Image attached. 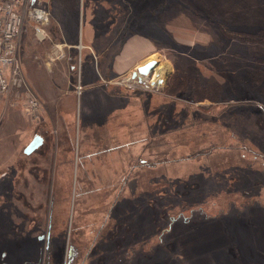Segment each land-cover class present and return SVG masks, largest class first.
I'll return each instance as SVG.
<instances>
[{
  "label": "rangeland",
  "instance_id": "374dc122",
  "mask_svg": "<svg viewBox=\"0 0 264 264\" xmlns=\"http://www.w3.org/2000/svg\"><path fill=\"white\" fill-rule=\"evenodd\" d=\"M42 4L50 38L27 24L20 49L41 118L24 89L0 96V264H236L239 231L264 264V54L249 47L264 43L235 34L261 30L206 0ZM128 44L155 50L163 83L130 76Z\"/></svg>",
  "mask_w": 264,
  "mask_h": 264
},
{
  "label": "built area",
  "instance_id": "2783aa9c",
  "mask_svg": "<svg viewBox=\"0 0 264 264\" xmlns=\"http://www.w3.org/2000/svg\"><path fill=\"white\" fill-rule=\"evenodd\" d=\"M52 14L42 0H0V96L13 89H24V111L32 119H40L44 110L42 99L28 84L21 60V41L27 24L32 26L35 38L43 42L50 38L48 27ZM57 57L62 53L56 54ZM57 59L49 55L48 66ZM78 91L81 84L76 85Z\"/></svg>",
  "mask_w": 264,
  "mask_h": 264
},
{
  "label": "crops",
  "instance_id": "0c3cea01",
  "mask_svg": "<svg viewBox=\"0 0 264 264\" xmlns=\"http://www.w3.org/2000/svg\"><path fill=\"white\" fill-rule=\"evenodd\" d=\"M206 1H207V3H209V5H211L212 9L213 8H215V9L217 8L220 11L225 12L228 16H230V18L234 17L235 21L233 22V24L243 26V28H247L249 30L251 29V30H261V31H263V29H264V0H251V2L249 4L246 3V1L244 2L245 4H241L243 2L242 0H238V1H241L239 3L236 0H216L218 4L220 3V5H218V7H213L215 0H206ZM225 3H228L227 5H225L226 7L225 6L222 7V4H225ZM178 8H179V5H174L173 6V10H176ZM168 10H170V8H168ZM161 12H162L164 17L165 16L167 17L166 13L172 14L174 17L176 16V13L179 14L178 16H181V12H178V11H174L172 13L167 12V8L166 7H164L161 10ZM217 15H220V14H217ZM95 31L96 30L94 29V37H92L93 41L96 38ZM90 38H91V36H90ZM133 41H141V40H137V39H133V38L131 40H128L129 44H131V42H133ZM90 43L83 44V46L87 47V46H89L91 44L94 45L93 43H91V44ZM129 44H128V46H129ZM236 44L237 43H235L234 46H236ZM241 47L242 46H237V48H239V50H240ZM249 47H253L252 49L254 51H256V52H260L261 51L260 54H264V45L263 44L254 43V44H250ZM129 48H132V50L133 49H140L137 44H133V45L129 46ZM246 48H247L246 45L243 46V49L245 51H246ZM136 53L137 54H136L135 58H133L131 63H132V65H134V64L136 65V70H137L138 66L141 65V63H143L145 61V58L147 59V57L149 58V57H151L152 55L155 54V50H152V51L143 50L142 51L140 49V51H137ZM114 60H115V62L117 61V56H115ZM117 62H120V60H118ZM60 63H61V61L58 60L54 64V66L56 64H60ZM154 67L155 66H153L154 73H155V68ZM151 73H153V72H151ZM152 85L158 86L159 84L158 85L152 84ZM128 96L129 95H126V97H128ZM132 160L133 159H131V161ZM120 161L121 160H119V162ZM120 169H121V167H115V169L113 170V175H117L119 173ZM227 233H229V232H227ZM251 233L252 232L239 231V232H235V233H230V234H235V235H232L230 237L229 236L226 237V239H237V240H233L234 241V242H232L233 244H230L229 247L228 246L226 247V256H227V259L229 260L230 263L240 264L239 260L242 258L243 263H245V264H260L259 257L261 256L262 251L259 250V247L257 248V244L255 242L251 243L250 239H256L257 238L255 236L251 235ZM254 233H252V234H254ZM176 237H177V235L174 237L176 240L177 239H181L180 236H178L177 238ZM244 240H247V242L244 241ZM197 245H198V243L196 241H194V239H191V243L186 244V250L189 249V248H192V247L196 248ZM178 248H181V247L179 246ZM202 255H205V254L202 253ZM188 256H192L193 257V256H196V254L193 253L192 251H190L188 253ZM132 261H134V257H133Z\"/></svg>",
  "mask_w": 264,
  "mask_h": 264
},
{
  "label": "water",
  "instance_id": "95a60500",
  "mask_svg": "<svg viewBox=\"0 0 264 264\" xmlns=\"http://www.w3.org/2000/svg\"><path fill=\"white\" fill-rule=\"evenodd\" d=\"M153 68L151 67H147L146 65L144 66H140L138 67L137 70L132 72V77H137L139 79V81H142V75H146V73H150L152 72ZM164 82V78L161 77L158 79V83H163ZM44 142V138L41 134H36L35 136H33L32 140L30 141V143L25 147L24 151L27 154L32 153L35 149H37V147H39L40 145H42V143Z\"/></svg>",
  "mask_w": 264,
  "mask_h": 264
},
{
  "label": "trees",
  "instance_id": "16d2710c",
  "mask_svg": "<svg viewBox=\"0 0 264 264\" xmlns=\"http://www.w3.org/2000/svg\"><path fill=\"white\" fill-rule=\"evenodd\" d=\"M235 34L240 36V38L244 39V40H249V41H253V42H260V43H264V31H257V32H244V31H235ZM197 89V88H196ZM213 94H216L218 90H214L211 89ZM195 94H197L198 98L195 99H199V95L200 92H195ZM221 95V94H220ZM220 95H212L211 93L209 95H207L210 100H214V99H218L220 97ZM206 97V96H205ZM263 100H264V95H263Z\"/></svg>",
  "mask_w": 264,
  "mask_h": 264
},
{
  "label": "bare ground",
  "instance_id": "6f19581e",
  "mask_svg": "<svg viewBox=\"0 0 264 264\" xmlns=\"http://www.w3.org/2000/svg\"><path fill=\"white\" fill-rule=\"evenodd\" d=\"M144 65H146L147 67H151V68H153V66H155L154 67L155 70H156V72H155V79H154V81H152V83H154L155 85H158V82H157L158 80L157 79L161 78L162 75H163V73L166 72V66L167 65H163V63L162 64H159L157 61H155V57H153V56L149 57L146 61H144L143 63H141V65H139V66H144ZM149 74H150V71H149V73H146V75H142L143 81L147 78V76Z\"/></svg>",
  "mask_w": 264,
  "mask_h": 264
}]
</instances>
